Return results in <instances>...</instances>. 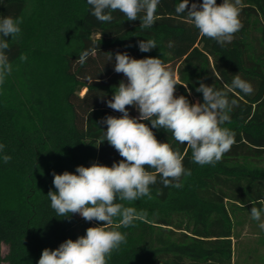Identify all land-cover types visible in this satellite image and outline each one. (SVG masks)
<instances>
[{
	"label": "trees",
	"instance_id": "16d2710c",
	"mask_svg": "<svg viewBox=\"0 0 264 264\" xmlns=\"http://www.w3.org/2000/svg\"><path fill=\"white\" fill-rule=\"evenodd\" d=\"M180 2L160 0L154 25L142 29L139 18L128 21L119 11L111 22L98 21L87 0H0V18L23 17L19 36L7 38L13 71L0 85V157L12 158L0 159V264H38L45 248L102 226L79 214L58 216L47 194L56 191L53 172L76 174L77 166L111 167L123 159L107 141L99 145L107 129L100 121L122 115L106 103L127 83L114 59L108 62V53L117 52L161 59L175 74V95L190 103H203L200 81L224 90L239 75L254 91L229 93L237 103L222 127L235 132L236 142L220 162L201 166L189 149L182 163L192 175L182 177V188L164 187L158 177L150 186L153 199L117 201L144 215L118 229L126 241L107 264H233L236 227L252 206L264 207V0H243V27L223 46L201 36L186 13H176ZM193 2L203 0H189V7ZM149 39L157 47L141 52L138 41ZM85 50L94 54L81 65ZM128 111L139 116L135 107ZM152 130L158 141L185 152L170 132Z\"/></svg>",
	"mask_w": 264,
	"mask_h": 264
},
{
	"label": "clouds",
	"instance_id": "9594fccd",
	"mask_svg": "<svg viewBox=\"0 0 264 264\" xmlns=\"http://www.w3.org/2000/svg\"><path fill=\"white\" fill-rule=\"evenodd\" d=\"M87 3L91 6V15L98 21L111 22L112 13L119 11L128 21L139 18L140 27L147 29L157 20L160 0H87ZM243 7V0H223L219 5L217 0H203L202 4L193 2L190 7L189 0H181L175 11L186 13L201 36L223 46L231 43L234 34L242 29L239 17ZM22 22L23 17L0 18V37H3L0 38V85L13 71L7 55L10 49L7 38L14 40L19 36ZM138 47L141 52H149L157 45L154 39H149L138 41ZM90 54L94 53L83 51L78 63L83 65ZM19 59L24 62L27 55L21 54ZM113 59L114 71L122 73L127 83L121 81L106 103L122 115L119 118L107 116L100 121L107 129L99 145L107 141L123 159L111 167L99 163L77 166L76 174L53 172L56 191L50 190L47 194L58 216L70 218L79 214L85 221L103 222L102 226L87 228L84 236L75 241L67 239L55 250L45 248L38 264H107L112 252L126 241V234L118 229L134 226V221L144 215L117 201L153 199L150 186L157 183L158 177L164 187L182 188V177L192 175L182 163L189 149L193 162L201 166H215L220 162L236 142L235 132L222 127L230 122L229 114L237 103L229 101V93L239 89L250 95L254 91L239 75H235L224 90H216L200 81L196 91L202 93L203 103H190L185 96L175 95L178 85L175 74L158 57L136 59L127 52H117L113 58L112 53H108V62ZM128 106L135 107L139 116L130 117ZM143 121H150L151 127ZM152 129L170 132L176 142L186 145L185 152L182 154L168 142L158 141ZM4 148L5 145L0 144V153ZM0 159L8 163L12 158L4 154ZM161 194L158 190L157 195ZM259 203L264 205V200ZM262 213L264 207L252 206L251 218L260 221L258 226L264 230ZM117 217L118 222L114 220Z\"/></svg>",
	"mask_w": 264,
	"mask_h": 264
},
{
	"label": "rangeland",
	"instance_id": "374dc122",
	"mask_svg": "<svg viewBox=\"0 0 264 264\" xmlns=\"http://www.w3.org/2000/svg\"><path fill=\"white\" fill-rule=\"evenodd\" d=\"M84 91V90H83ZM249 221L242 231V228L236 227L237 238L234 244L233 264H264V256L259 254L258 243L264 240V235L260 232V221L251 218L250 212L247 213ZM263 221V220H262ZM3 254L8 250V246L2 245ZM7 264V263H4Z\"/></svg>",
	"mask_w": 264,
	"mask_h": 264
},
{
	"label": "crops",
	"instance_id": "0c3cea01",
	"mask_svg": "<svg viewBox=\"0 0 264 264\" xmlns=\"http://www.w3.org/2000/svg\"><path fill=\"white\" fill-rule=\"evenodd\" d=\"M247 213H249V212H247ZM262 220L264 221V213H262ZM248 221H249V218L247 217V214H246L244 216V222H243V225H242V231L245 230V227H246ZM260 232L264 235V230H261ZM257 247L259 248V254L264 256V240H261L258 243Z\"/></svg>",
	"mask_w": 264,
	"mask_h": 264
}]
</instances>
